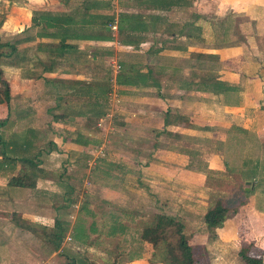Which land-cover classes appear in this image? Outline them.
Masks as SVG:
<instances>
[{
	"label": "rangeland",
	"instance_id": "1",
	"mask_svg": "<svg viewBox=\"0 0 264 264\" xmlns=\"http://www.w3.org/2000/svg\"><path fill=\"white\" fill-rule=\"evenodd\" d=\"M74 1L79 2L72 0V5L75 4ZM47 2L49 1L0 0V21L2 23L9 18L15 24L18 21L22 22L26 17L32 16L35 10H47ZM134 2L138 1L123 0L122 3L124 6L131 7ZM22 8H25L26 11L21 10ZM11 10L15 14L7 18ZM98 11L112 13L114 16L115 21L111 24H115L116 28L111 30L110 24L109 30H107L113 36L112 40L93 41L94 43L91 45H98L99 51L101 50L99 56L91 53L92 46L91 48L86 47L87 52L85 55L78 53L65 55L63 59L79 63L77 66L78 74L75 69H71L75 74L72 71L63 73L60 74L61 78L56 79L61 81L60 84L72 83L73 85L77 84L75 81L78 79L88 82L92 79L101 78L108 73L107 81L110 88L105 97L98 98L99 103L96 104L101 109L102 115L94 120V123H90V127L81 131L88 138L86 140L89 144L88 151L101 148L103 149V155L98 157V161L95 160L96 166L88 177L90 186L83 191L85 195V198L82 197L83 199L79 198L81 193L79 187L85 174L68 179L66 176L72 166L61 165L60 161L62 160L59 158H57V160H60L58 164L53 165L54 167L51 166L55 175H61L62 180H68V187L61 185V190L58 191L63 193L64 190L68 189L70 198L66 203L61 198H56L55 202L53 201V204H51L52 206L56 205V207H52L53 209L48 207L42 213L44 219L35 220L33 225L48 228L56 214L59 217L61 216L60 220L68 223L69 230L64 234L61 249L58 251H51L50 246L34 233L8 223V213L14 207L0 200V264H68L70 260H73V264H112L113 261L115 264H126L137 251L136 236L139 229L149 224L156 213L182 219L188 241L194 249H197V247L205 249V245L212 249L219 248L220 239L216 229L219 230L225 226L227 222L225 220L230 218L231 212L224 217L218 226L213 228H207L202 222V212L216 199H221L227 206L235 209V214L231 216V220L240 223L238 226L241 230H243L242 224L245 226L243 230L245 234L242 235V239L244 244L250 242L249 254L262 258V253L252 251L258 242L260 244L264 241V216L263 218L260 217L261 214H264V194L262 192L264 178L261 179L259 176L262 182L257 178L259 174L256 173L257 169L254 166L257 158H261L260 155L255 154L258 146L257 139L250 134L252 132L237 134L232 127H229L230 123L242 117L240 113L244 114V110H234L232 106L225 108V105L220 104L227 98H234L235 94L226 93L223 96L222 93V95L216 94L206 97L213 103L200 97L198 103L194 100L196 96L184 97L182 99L186 101L184 111L188 112L193 119L192 124L187 125L184 123L183 127L191 130L194 127L197 128L196 130L200 131V138L194 141L190 139L179 141L180 139L176 136L161 131L159 125L164 107H171L172 109L168 114L174 117V103L171 106L161 103L166 101L165 98L167 100H178L174 98L176 94L172 92V96L171 91H166L170 94L161 97L160 95L165 93L156 90L155 87L151 92L135 90L131 95L129 89L132 88L117 86L114 84L113 79L114 74L119 69L117 67L118 63L126 62L138 65L142 70H154V67L162 65L163 70L167 69V73L171 72L176 75L190 73V71L195 72L200 77H205L208 73H219V75L221 74L231 81L235 80L237 75L231 74L230 71L223 72L226 69L236 68L235 62L239 57H233V54L238 50L232 48V44L235 42L234 38L228 36L227 40L222 38L221 41L219 34L221 33L222 24L215 22L213 26H209L203 31L198 29V31L201 30L200 34L204 40L203 42L194 43L197 47L194 52L212 53L217 50L216 54H209L213 57H199L194 52L186 55L177 54L174 49H166L167 46L164 47L163 43L168 41L175 44V37L173 36L179 31L175 24L178 18L174 14H169L166 19H169L167 21L170 23L166 22L162 25L157 23L151 29L153 34L154 32H168L167 35L162 36H158L160 34L151 35L153 45L161 48L163 52L150 55L144 52L143 47L136 48L134 46L132 49L131 44L126 43L125 35H117L118 23L115 15L118 12L115 8L113 10V7L110 6L109 9ZM139 15L142 16L143 14L139 13ZM236 22H239V20ZM17 28H21V26L15 25L14 28H2L1 26V41L10 40L18 35L20 32L8 33ZM32 31L34 32L35 28H32ZM170 34L173 35L172 39L169 36ZM36 40L33 42L34 45H49L52 47L57 45L56 42L48 43V39L45 38L38 37ZM86 49L82 47L81 51ZM106 51H109L108 54H106ZM232 59L234 62H232ZM1 69L4 72L0 77V82L4 81L8 85V99L5 102L3 92L0 91V121L6 115L9 120L13 117V120L20 110L19 108H21L18 102L21 100L29 82L21 80L14 68L1 66ZM161 79L159 80V86L166 83L163 78ZM60 84L57 81L52 82V85L57 88H64L63 84ZM42 85H44V81H36V86H40L39 91L43 89ZM175 85L176 83L172 81L169 84V89H174ZM2 88L0 83V90ZM261 89L254 91L252 89L242 93L243 105L248 114H252L254 118H264V90ZM96 90V86L93 85L89 92L91 94ZM63 95H61L62 103L60 107L71 109L72 115H75V117H71V126L78 127L77 125H81V123L76 116L79 113L90 114L94 105L86 97L76 98L73 94ZM141 97L146 98L148 101L146 100L143 103ZM64 99L66 101H63ZM147 102L154 107L151 110L153 117L159 119L157 121L153 118L151 124L137 116L142 113L140 107L146 105ZM160 107L162 108L158 110ZM37 112L34 116L35 120L32 119L30 124L38 126L40 129L36 140V143L40 145L43 139L49 138L50 133L46 128L48 116L44 114L42 109L37 108ZM213 121L217 125L212 124ZM9 123L0 126L2 138H5V134L7 135L12 129L19 130L21 128V124L15 126L9 125ZM205 125L207 129L204 128ZM260 125L264 124L260 123L253 125V127H261ZM81 126H84V124ZM155 132L160 133L156 140L154 138ZM41 135H43L42 138H40ZM244 148L247 149V154H244ZM153 153L154 155H152ZM181 154L183 158H181ZM89 156L94 157V153L91 152L90 154L89 152ZM82 160L83 157L77 158L73 163L79 166L83 163ZM91 160V158H86L89 163H91ZM160 162H165L164 165L161 163L162 168L159 167ZM100 164H105L104 167L107 168L105 173L102 168H97V165ZM148 164L152 166L151 169L142 168L143 165L148 166ZM209 166L213 168H209ZM113 176L115 178L118 176L124 177V185H116L117 187L113 188V184L116 183ZM137 179L138 181L143 179L141 182L146 181L145 179L152 181L153 189L149 186L142 187V183L136 184ZM0 181L3 183V179H0ZM245 182L254 183V188L251 190L245 189ZM99 184L102 188L107 189L103 194L100 193L101 196L97 195ZM154 189L158 192H155ZM147 190H153L155 193L153 198L147 197L149 194L144 193ZM53 197L55 198V195ZM32 211L31 207L25 206L22 212L25 215H31ZM27 219L29 220V217ZM119 224L122 225V228ZM77 227L83 233L79 237L80 239H77L70 231ZM141 252L142 250H140V255ZM154 255L150 249H147L144 253V256L151 260H156ZM204 258L205 260L209 259L208 257Z\"/></svg>",
	"mask_w": 264,
	"mask_h": 264
},
{
	"label": "crops",
	"instance_id": "2",
	"mask_svg": "<svg viewBox=\"0 0 264 264\" xmlns=\"http://www.w3.org/2000/svg\"><path fill=\"white\" fill-rule=\"evenodd\" d=\"M27 1L34 2L39 0H27ZM47 1H49L47 2L48 10L52 12L67 13V12H72L77 7H79V4L82 0H77L79 1L77 3L74 1L75 2L74 5L71 4L72 0H67V1L62 0V2L61 0H53V1L47 0ZM109 1H110V6L113 7V10L115 8L116 12L122 11L126 13L131 12V13L143 14L141 16V19L143 20L144 25L147 27L146 30L140 32V34L143 36V39L137 44H131V46L132 49L134 46L136 48L143 47L144 52L150 55H156L158 53L163 52L161 48L153 45L151 35L160 34L158 36H162L168 32L161 31L163 33L154 32L153 34V31L151 30L152 25L149 22L150 21L149 16H153V15L158 16L159 21L157 23H160V25H162V23L165 24L166 22L170 23L168 22L169 19H166L169 14H174L178 18V20L175 21V24L179 28L178 29L179 31L176 34H174V36L171 34L169 35L171 39L172 36L175 37V44H172L171 42L168 41H164L163 43L165 45L164 47L167 46L166 49H174L175 51H177V54H183V55L196 51L197 47L194 45L195 42H203L204 38L201 37L200 34L201 30L198 31V29H202L203 31L205 28L209 26H213L215 22L216 23L220 22L222 24L221 33L219 34L220 40L222 41V38L227 40L228 36L234 38L235 42L232 44L233 46L232 48H236L238 50L233 54V57L234 58H236V56L239 57L235 62L236 65V68H234L235 70L231 68V69H226L223 72L230 71L231 74L237 75V77L235 80L232 81L229 80L227 77L225 78L221 74L219 75V73L218 74L208 73V75L206 74L205 77L217 76L218 79H221L223 82L227 83V85H230L231 90H228L227 92L223 93V96L227 93V94H235V97L230 99L232 100V102H227V100H223L222 102H220V104L225 105L224 106L225 108H227V106H232L234 110L236 109L242 111L244 110V114L240 113L241 114L240 116L242 117L230 123L231 125L229 127L230 128L232 127V129L237 134L252 132L250 134L254 135V137L257 139L258 146L255 150V154L260 155L261 158H257V162L254 163V166L255 169H257L256 173L259 174L257 178L259 179V176L261 177V179L264 178V125H260L261 127H256V128L253 127V125H258L260 123L264 124V118L262 117L254 118L252 114L251 115L248 114V111L242 102L243 101L242 93L251 91L252 89L253 91L260 90L261 88H262L261 90H264V0H186L187 4L183 5L181 4V1H178L177 5L172 6L169 10H153L150 9L149 7L146 8L142 2H139L140 0H134L138 2H134L133 5H131V7L124 6V4L122 3L123 0L122 1L109 0ZM21 10L26 11L25 8H22ZM12 14H15V12L11 10L9 12V15H7V18L10 17V15ZM8 20L7 21L5 20L1 23L0 29L1 26L2 28L4 27L14 28L15 25H18L21 26V28H17L14 31H9L8 33L10 34L14 32H20L18 35L15 36L18 39L25 37L27 35H33V39L31 41L23 40L22 42H18L17 44L18 50L28 45H34L33 42L37 41L36 39L38 38V36H36L35 33L36 29L33 32L32 27H30L31 16L26 17L22 22L18 21L16 24L13 21H10L9 18ZM212 20L215 21L212 22ZM237 20H239V22H236ZM224 28L226 29L224 30ZM40 38H44V37H40ZM5 41H9V40H5ZM89 44H92V41L88 42L84 40H78L77 48L81 51L82 47L86 48ZM216 52H212V53L203 52L202 54L209 55L210 53L216 54ZM194 53H198V52H194ZM42 54L43 53L41 51L36 53L33 52L31 53V59L35 60L36 57L44 58L43 57L44 55ZM75 62L76 61H70L68 59H64L63 64L61 66H58L56 70L55 71L53 70L52 72L42 71L41 67L36 65L33 66L28 65L29 63L27 62L23 64H19L18 67L3 66L6 68L16 69L19 78L21 80H26L27 82H29L27 83V87L24 94H22L23 96L21 97V100L18 102L21 105V108H19L20 110L16 114L19 113L20 116H22L21 120H19V118L16 116L13 120H12L13 117L11 118V120H9V117H6L7 115L4 116L2 119L3 125H5L7 122L8 123L10 122L9 125L18 126L19 124L23 123L22 124L23 126L19 130L16 129L17 131L12 129L10 132H8L7 135L5 134V138L3 139L8 140L10 138H17L18 140H22L21 132H23L22 130L24 129V127L28 126L31 123L30 121H32V119L35 120L34 116L36 115V113H38L37 108L42 109L44 111V114L48 116V119L46 120V124H47L46 128L48 133H50L49 138L45 140L43 139L39 145L36 143V140L38 138V133L40 132V129L38 126L30 124L29 126L33 127L34 129L31 133V136L29 137L31 141L27 149L24 151L23 150L24 148L17 147L13 153L8 152V150L5 149L6 155L7 154L10 156L11 154H15L19 156L23 154L29 156L35 155L37 158L36 162L35 159L33 158L31 160L32 163L21 161L18 159L15 160L13 163L10 162L6 164V162H3V167H0V179H3V183H1L2 181H0L1 184L0 200H3V203L13 205L14 208L11 209V211H9L7 216V221L8 223L12 224L15 227L17 226L14 225L13 222L10 220L11 212L19 213L21 218L27 220L29 223L34 224L35 220L38 221L44 219L42 213L48 207L50 209L56 207V205L55 206L51 205L53 204V201L56 198H61V200H63L64 203L68 202V198H70V191L66 189L64 190L63 193H59V191L61 190V185H64V187H68V180L67 181L62 180V178L60 177L61 175L60 174H58L60 176L55 175L51 169L52 168L51 166L53 165L55 166L56 164H58V161H60L57 160V158L62 160L60 161L61 165L72 166V169H69L68 172L69 174L66 176L68 179H73L77 175L83 176L85 174L84 178H82L83 179L82 182L80 183L79 188H81V193L79 195V198L81 199L85 198L83 191L87 190V188H89L90 186L88 177L91 171L93 170V168H95L96 161L99 160L98 159L99 156L96 157L94 155L96 158H94L93 164L91 166H87L88 161H86V158L92 159V157L89 156V152L90 154L91 152L95 154V150L88 151L89 144H87L86 142L88 138L86 137L85 134H83V132H81L85 128L84 126H81L85 122L84 120L85 116L79 113V115L76 117L77 119H80L81 125L77 123L78 127H72L71 126L72 122H70V120L71 117H75V115L74 114L72 115L71 109L66 107L65 108L60 107L62 103L61 95L63 94L71 95V93L68 92V88L64 85V88L59 87L60 88L59 89L56 86L52 85V83L45 82V80L43 79V77L48 79L61 78L60 74L70 73L72 71L71 69H75L77 73V66L79 65V63H75ZM232 62H234L233 59ZM69 63L70 64L73 63L74 67L71 68L72 66H69ZM160 67H162V65ZM27 68H31L34 73H40L41 76L37 78L30 77L29 76L30 71L26 70ZM156 68L157 67H154V69ZM161 70H163V68H161ZM166 71L167 69L163 70L162 74H164L165 76H168L170 74L173 77H175L174 80H167L165 84L163 83V85L160 86L158 89L156 88V90L165 93L160 95L161 97H163L164 95L167 96L170 93L171 95L173 93L176 94L174 98H177L178 100L176 99L167 100V98H165L166 101L161 103L166 106H171V104L174 103L175 106L174 117H171L168 114V112H170V109H172L171 107L163 108L164 111L160 120L153 117L151 110L154 107L150 105L149 102H147L146 105L142 106L143 108L140 107L142 113H140L137 116L139 118H142L146 122H149L150 124L152 123L153 118H155L157 121L159 120L161 131H165V133L167 134L169 133V135L176 136L177 138L180 139L179 141H182L184 139L185 140L190 139L193 141L197 140L198 138H200L199 137L200 131H197L196 130L197 128L194 127V129L191 130V129H185L183 127L184 123L187 125L192 124L191 121L193 117L190 116L188 112L184 111V107H185L184 104L186 101L182 99L186 96H191V97L196 96V99L194 98V100L198 101V103L200 100L199 97L202 99H206L205 101L207 102H212L211 100H208L206 97L216 94L207 92L205 90H200L198 88V83H197L200 76H197V74L193 71H190V73H181V75L180 74L176 75L171 72L167 73ZM73 73L75 74V72ZM39 80L44 81V85L41 86L43 89H41L40 91H39L40 86H36V81ZM172 81L176 83L175 88L169 89L170 88L169 84L172 83ZM130 88H132L129 89L131 90L130 91L131 95H133V91L135 90H144V91L147 90L151 92L153 89H155V87H144V88L130 87ZM166 91H171V92L166 93ZM219 94L222 95V93ZM18 96H20V94H18ZM141 98L143 100V103H145L147 99L144 97ZM4 101L6 102L7 99ZM63 101H66V99H64ZM161 108L162 107L158 108V110ZM27 113L29 114V117H27L26 119L25 116ZM59 115H63V118H60ZM137 123L139 124L140 122ZM212 124L217 125V123L214 121ZM204 128L207 129L206 125L204 126ZM159 135H160L159 132L154 133L155 140L158 139ZM42 137L43 135H41L40 138ZM8 148H10V146H8ZM243 150H244L243 151L244 154H247V149L244 148ZM152 155H154V153ZM82 157H83L82 160L83 163H81L79 166L74 165L76 159ZM181 158H183L182 154H181ZM161 163L164 165L165 162H160L159 164L160 168H162ZM104 165L105 164L97 165V168L98 169L102 168L103 172L105 173L107 168L104 167ZM151 167L152 166L148 164V166L143 165L142 168L151 169ZM209 168H213V167L209 166ZM160 172H162V170H160ZM113 177L115 178V176ZM12 178L18 179V183L11 184L10 180ZM124 179L125 178L124 177L122 178L121 176L116 177L115 178L116 183L113 184V188L116 185H120V184L124 185L123 184L125 182ZM261 179L259 180L262 182ZM142 180L143 179L138 181L137 179L136 184L142 183V187L146 188V186H149L150 188L153 189L152 181L145 179L146 181L141 182ZM245 185H246L245 189H249V190L253 189L255 186L254 183H250V182H245ZM106 191L107 189L102 188L100 184L98 185L97 195L101 196V194H103ZM155 192H158V190H155ZM262 192L264 194V189L262 190ZM144 193H148L149 196L147 195L145 196L149 198H153V194H155L153 190H147ZM54 195L55 198L53 197ZM25 206H29L33 209V211L31 212L32 216L28 214L25 215L22 212ZM233 214H235V212L231 213L230 215L233 216ZM231 216L230 218H227L225 220L227 222L225 226L220 228L221 230L216 229L218 232L217 233L218 237L220 239L219 248L212 249L205 245V249H203L202 247H197V249H194L190 245L192 250V256L195 263L243 264L241 258L237 253L240 250V248L243 246L248 245L250 247V242L248 244L243 243L242 235L245 234L243 233L245 226L242 224L243 230H241L238 226L240 225V223L233 222L231 220L232 219ZM263 216L264 214L260 215L261 218H263ZM26 217L27 218L29 217V220ZM60 217L58 214H56L55 217L52 218L51 223L48 227H51L53 219H60ZM184 231L186 233L185 229ZM147 249L149 250L150 248L147 246V244L143 243L140 257L132 258L126 264H160L157 260L147 259V257L144 256V253L146 252ZM252 251L255 252L259 251L260 253H262L263 254L262 258L264 260V241H262L260 244L258 242L257 246L253 247ZM204 257H208L209 259L205 260Z\"/></svg>",
	"mask_w": 264,
	"mask_h": 264
},
{
	"label": "trees",
	"instance_id": "3",
	"mask_svg": "<svg viewBox=\"0 0 264 264\" xmlns=\"http://www.w3.org/2000/svg\"><path fill=\"white\" fill-rule=\"evenodd\" d=\"M67 1V0H63ZM178 1H181V4H187L186 0H140L145 7H149L153 10H169L172 6L177 5ZM62 2V0H61ZM110 1L109 0H82L77 7L72 12H52L50 10L38 9L33 12L31 16L30 27L35 28L36 36L44 37L48 39V43L56 42L55 47L52 46H41V45H28L18 50V42L31 41L33 35H27L22 38L14 37L9 41H1L0 39V77L3 74L1 66L9 67H18L19 64L29 63L28 65H36L41 67L42 71H55L58 66H61L64 62V56H69L71 53L77 52L80 55H85L86 50L82 52L77 48V41H110L113 36L111 33H108L109 25L115 21L112 13H102L98 10L109 9ZM77 15V16H76ZM117 24V35H125L126 43L128 44H137L142 39L143 36L140 32L146 30L141 16L138 13H126L118 12L115 15ZM150 23L152 27L155 26V23L159 21L158 16H149ZM1 24V21H0ZM73 41V42H72ZM93 48L91 53L93 55H101V50L99 51L98 45L89 44L87 47ZM98 46V47H97ZM41 51L45 55L44 58L36 57L35 60L31 59V53ZM108 54L109 51H106ZM196 56H208L213 57L212 55H205L202 53H197ZM69 66L74 67L73 63ZM118 70L114 74V84L117 86H126V87H135V88H144V87H160V81L163 78L165 81L174 80L172 75L165 76L162 67H157L154 70H141L140 66L133 63L119 62ZM26 70L30 71V77H40V73H34L31 68ZM45 82L52 83L57 81L60 84L61 81L58 79L52 78L48 79L43 77ZM108 73L103 75L101 78L92 81H81L76 80L75 83H68L65 86L68 88V92L73 94L76 98L86 97L90 99L89 101L93 107V111L90 114H86L84 127H90V123H94V120L100 118L102 115L101 109L97 107L98 98L105 97L108 92L109 83L107 81ZM2 85L3 100L8 99V85L3 81L0 82ZM198 88L200 90H205L213 94L225 93L228 90H231L230 85L223 82L221 79H218L217 76L209 77H200L197 81ZM64 86V83H61ZM60 84V85H61ZM95 85L96 91L91 92V87ZM158 94V93H157ZM105 99V98H104ZM227 102H232L229 98L226 99ZM234 100V99H233ZM234 102V101H233ZM19 114V113H18ZM16 114V117L21 120L22 116ZM28 115V116H27ZM60 118H63V115H59ZM29 117V114H26V119ZM93 120V121H91ZM23 123H21V127ZM3 125V120L0 121V126ZM30 125V124H29ZM26 126L22 130V140L17 138H10L4 140L0 133V167H3V162L13 163L15 160H21L25 162H31L32 159L37 161L35 155H15L11 154L6 155L5 149L8 152L13 153L17 147L24 148L25 151L30 143L29 137L33 131V127ZM85 142V141H84ZM10 146V148H8ZM11 184L18 183V179L12 178L10 180ZM234 208L228 207L224 201L221 199H216L209 207H207L202 214V222L207 228H213L218 226L224 219V217L230 212H234ZM10 220L17 227L27 230L35 235L39 236L44 240V242L50 246L51 251H58L61 249V242L64 238L68 228V223L60 219H53L51 227H36L32 223H29L27 220L21 218L19 213L11 212ZM120 228L122 226L120 225ZM185 224L181 219L175 218L173 216L165 215L163 213H156L153 217V220L142 226L136 236L137 240V251L133 255V258L140 257V250H142L143 243L152 250V254L155 259L160 264H197L195 263L191 246L188 242V235H186ZM71 234L74 235L77 239L83 235L80 231V228L71 229ZM249 246H243L238 251V255L241 258L243 264H264V260L259 256H253L248 253ZM68 264H73V260H70ZM112 264H115L113 261Z\"/></svg>",
	"mask_w": 264,
	"mask_h": 264
},
{
	"label": "built area",
	"instance_id": "4",
	"mask_svg": "<svg viewBox=\"0 0 264 264\" xmlns=\"http://www.w3.org/2000/svg\"><path fill=\"white\" fill-rule=\"evenodd\" d=\"M110 28H111V30H115V28H116V26H115V24H111L110 25ZM117 67H118V65H117ZM96 157L97 156H102L103 155V149H101V148H97V149H95V154H94ZM92 157V160L90 161L91 163H89L88 162V166H91L92 164H93V160H94V158H96V157Z\"/></svg>",
	"mask_w": 264,
	"mask_h": 264
}]
</instances>
